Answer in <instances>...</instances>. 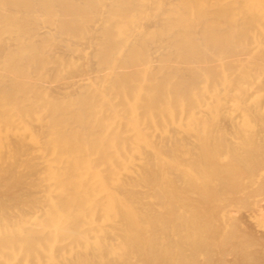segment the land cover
Wrapping results in <instances>:
<instances>
[{
  "label": "bare ground",
  "instance_id": "1",
  "mask_svg": "<svg viewBox=\"0 0 264 264\" xmlns=\"http://www.w3.org/2000/svg\"><path fill=\"white\" fill-rule=\"evenodd\" d=\"M0 264H264V0H0Z\"/></svg>",
  "mask_w": 264,
  "mask_h": 264
},
{
  "label": "rangeland",
  "instance_id": "2",
  "mask_svg": "<svg viewBox=\"0 0 264 264\" xmlns=\"http://www.w3.org/2000/svg\"><path fill=\"white\" fill-rule=\"evenodd\" d=\"M61 80H63V79H58V80H55L53 83L55 84H61V83H63V82H65L66 80H63L62 82H61ZM220 124V125H219ZM223 122H220V123H218V125L219 126H222L223 127V129H225V132H226V134L228 135V136H233L234 135V133L232 132V129H231V127L230 126H228L227 125V127H226V124L224 123L223 125ZM227 128V129H226ZM227 130V131H226ZM227 132H229V133H227ZM234 137V136H233ZM185 253H188V251L186 250L185 251Z\"/></svg>",
  "mask_w": 264,
  "mask_h": 264
}]
</instances>
